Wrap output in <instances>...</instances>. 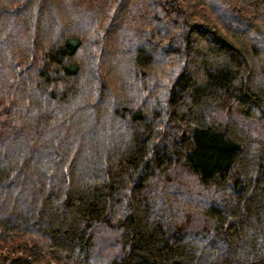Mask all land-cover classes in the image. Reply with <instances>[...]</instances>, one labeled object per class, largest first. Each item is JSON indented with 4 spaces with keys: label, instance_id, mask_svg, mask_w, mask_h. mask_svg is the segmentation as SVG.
Wrapping results in <instances>:
<instances>
[{
    "label": "trees",
    "instance_id": "obj_1",
    "mask_svg": "<svg viewBox=\"0 0 264 264\" xmlns=\"http://www.w3.org/2000/svg\"><path fill=\"white\" fill-rule=\"evenodd\" d=\"M264 264V0H0V264Z\"/></svg>",
    "mask_w": 264,
    "mask_h": 264
},
{
    "label": "built area",
    "instance_id": "obj_2",
    "mask_svg": "<svg viewBox=\"0 0 264 264\" xmlns=\"http://www.w3.org/2000/svg\"><path fill=\"white\" fill-rule=\"evenodd\" d=\"M52 264H54V263H52Z\"/></svg>",
    "mask_w": 264,
    "mask_h": 264
},
{
    "label": "rangeland",
    "instance_id": "obj_3",
    "mask_svg": "<svg viewBox=\"0 0 264 264\" xmlns=\"http://www.w3.org/2000/svg\"><path fill=\"white\" fill-rule=\"evenodd\" d=\"M50 264H52V263H50Z\"/></svg>",
    "mask_w": 264,
    "mask_h": 264
}]
</instances>
